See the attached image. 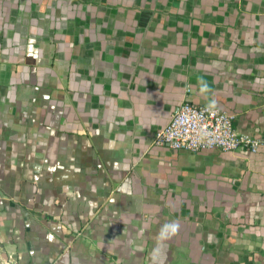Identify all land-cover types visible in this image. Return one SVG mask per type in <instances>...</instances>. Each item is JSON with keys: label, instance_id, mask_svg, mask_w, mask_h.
Wrapping results in <instances>:
<instances>
[{"label": "crops", "instance_id": "1", "mask_svg": "<svg viewBox=\"0 0 264 264\" xmlns=\"http://www.w3.org/2000/svg\"><path fill=\"white\" fill-rule=\"evenodd\" d=\"M182 99L255 151L153 142ZM264 264V0H0V259Z\"/></svg>", "mask_w": 264, "mask_h": 264}, {"label": "built area", "instance_id": "2", "mask_svg": "<svg viewBox=\"0 0 264 264\" xmlns=\"http://www.w3.org/2000/svg\"><path fill=\"white\" fill-rule=\"evenodd\" d=\"M232 119L228 111L182 99L174 107L167 122L154 133L153 142L186 150L218 148L224 151H255L262 140L236 131ZM0 264L15 263L7 256L0 259Z\"/></svg>", "mask_w": 264, "mask_h": 264}, {"label": "rangeland", "instance_id": "3", "mask_svg": "<svg viewBox=\"0 0 264 264\" xmlns=\"http://www.w3.org/2000/svg\"><path fill=\"white\" fill-rule=\"evenodd\" d=\"M112 1V0H111ZM113 1H115V0H113Z\"/></svg>", "mask_w": 264, "mask_h": 264}]
</instances>
